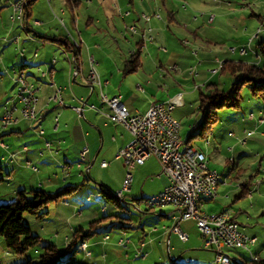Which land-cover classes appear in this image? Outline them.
Instances as JSON below:
<instances>
[{
  "label": "crops",
  "instance_id": "obj_1",
  "mask_svg": "<svg viewBox=\"0 0 264 264\" xmlns=\"http://www.w3.org/2000/svg\"><path fill=\"white\" fill-rule=\"evenodd\" d=\"M16 1L18 0H5L0 6V78L8 73V69L3 70V65L6 63L7 58L11 57H7L4 54L5 48L11 45H17L16 48H21L24 45L18 47L20 41L23 40L20 38V32L13 30V25H17L19 29L25 31L27 39H24L23 43L28 40L29 43L36 45L34 48L35 58L40 56L37 51L38 46H42L47 50L41 55L39 62L28 63L25 53L29 48L24 47V52H21L24 58L20 68L16 69L13 66L12 79H14V83L11 86V90L16 89L15 76L19 70H22L26 77L37 86L36 107L39 118L35 120L23 118L20 110H17L16 114L20 116L18 122L6 127H0L2 129L0 137L7 135L6 139H11L15 135H21L23 133L21 124L23 122L24 124L32 122L35 125L34 128L46 123L47 130L43 128L42 132L41 129L37 132L40 135H44L47 132L48 155L55 162L62 165L64 177L56 182L48 176L47 184L49 185L47 186L49 187L47 189L41 185H32L31 189L43 188L54 192L64 186H71V192L57 201L63 200L64 204L73 206V208H76L74 203L78 199L77 196L73 195L78 194L80 187L87 179L80 180V177L83 176L81 168L84 165L87 167V172H89V168L95 165L101 168L114 165L115 181L96 177V174L94 178L100 181L99 183L95 182L97 185H103L111 192L118 193L116 189L123 183L127 172L123 158L118 157V152L132 137L126 127L112 121L107 115L110 112V107L102 102L100 87L94 85L92 89L91 84L88 83L87 76L90 69L91 56L97 61L96 68L101 78L107 81L102 86V90L109 96L121 94L122 100L132 113L144 112L152 102L165 101L176 94H181L177 103L180 104L186 98L192 97L190 95L196 93L197 90H200L201 84L208 86L211 83L218 71H222L219 67L221 62L234 60L258 63L261 60L258 48L253 46V41L256 37L250 40L253 32H257L260 20L264 16V9H261V1L259 0H253L252 4L247 0H208L203 2L198 0L199 2L192 1L193 4L184 5V7L177 2L169 4L166 3L167 0H162V5L167 10L165 19L160 15L162 8L158 0L151 2L142 0L140 3L135 0L121 1L118 3L120 7L116 3L97 2V9L98 6L101 7L102 5L105 6V10L107 9L104 30L102 29V20L98 17V10L95 11L90 6H86L85 12H80L81 0H68L70 12L65 9L62 0H55L57 2L54 4L52 0H48L49 7H47V10L44 8L42 14L36 12L34 0L30 4L27 18L29 21L38 19L40 22L31 24L29 30H26L21 26L18 19L12 20L11 18L13 2ZM94 2L90 0L88 5H93ZM140 8L141 10L144 8L149 11L147 12L148 18L143 16L145 11L140 13ZM198 10L201 14L208 13L206 22L208 24L217 22L216 26H223L224 23L221 20L226 15L230 16L232 24L235 26L233 29L234 33L230 38L236 40L238 45L230 46V48H225V46L213 48L212 45L221 44L226 38L217 34L219 30L216 29V26L212 25L206 28L203 21H200V17L194 15L199 12ZM157 11L160 13H156ZM209 12L213 14L212 21H209L211 15ZM59 13H61L60 24L57 23ZM133 24H136V31L132 30L131 32L130 27ZM125 28L130 29V32L126 31L125 33L124 31L123 33L122 30H125ZM261 39H264V36ZM74 41L79 42L78 48L73 46ZM120 42H122L123 47ZM198 45L201 46L199 47L200 49L195 50ZM233 47L235 48L234 51L231 49ZM243 48L246 49V52L241 51ZM136 52H138L136 70L125 71L128 60ZM228 53L237 54L238 56H234L233 59H227L225 57L230 56ZM221 54L224 56L222 60ZM194 56H200L198 62H196ZM211 57L212 59H207ZM213 62L218 64L217 67H213L216 70L213 71L212 68L203 69L205 63L210 66ZM42 64H47V72L43 70L40 76L37 77L26 69L27 67L40 66ZM194 68L197 71H193ZM58 88H60L62 102L51 98ZM4 97L5 95L0 93V106L3 105V111L5 105H8L11 96H6V99ZM78 105L83 106L82 113H79L74 108V106ZM177 109L178 106L173 110L174 116V112ZM250 118L255 119L254 116ZM261 123L264 124V121L261 122L258 119L257 124ZM253 133L247 136L245 143L248 142L249 136H252ZM245 135L246 131L243 130V136ZM262 135H264V130ZM241 138L243 137H239L240 141ZM6 142L5 139H2V146L7 147L8 143ZM53 145H57V150L63 152L62 159L56 157L58 153L57 150L56 152L53 151ZM85 146H88V151L85 159L82 160L80 154ZM27 150L17 149V151L10 152L8 160L5 158V167L2 166L1 158L3 155H1L0 169L5 170L9 176H12L14 171L19 168H31L34 164L31 159L26 157L24 161L16 157L18 153ZM229 150L234 151L235 147H229ZM104 160L107 162L106 165H102ZM228 160L233 162L234 167L239 165L235 160V155L229 157ZM47 163L49 162L47 161ZM36 169L38 170L37 166ZM131 171L133 179L129 190L125 192L123 197L126 203V200L132 196L131 200L137 208H140L141 203L139 200L141 198L156 194L169 182L167 176L162 173V166L156 154L149 155L144 163L135 165ZM242 171L240 170L239 172L241 173ZM153 175L157 178H151ZM230 175L231 172L228 173L227 177H230ZM147 177L151 179H145V182L141 184L142 179ZM226 179V177L222 179L219 175L215 198H201L203 211L212 213L229 208L223 206L218 209V207L212 205V203H218L217 200L221 191L220 184L226 183ZM151 181L157 184L146 195L147 193H144L145 186ZM262 182V180H254L253 175L245 178L240 183L243 189L240 196L248 193L252 198H255V192L262 193L261 191L264 190V182ZM20 186L19 190H26L27 188L25 184ZM139 186L140 189H138ZM136 191L139 193H136ZM134 195L139 197L137 198ZM223 197L227 198L228 194L224 193ZM100 209L104 211L105 207L103 206ZM140 210L141 216L138 223L132 221H129V223L121 222L116 228L115 237L112 233L106 231L102 234V237L100 236L99 239L93 241L94 245L97 246L101 241H108L107 243L113 250V255L117 256L120 255L118 252L120 247L118 241L125 236L129 239L128 243L131 244V248L129 251L126 250V252H132L136 257H148L152 254V250L155 249H159L160 254L161 246L164 244L165 239H167V246L170 249L175 248L173 242L183 241L179 234L173 230V227L178 225L182 230L186 231H192L195 227L200 232L202 244L214 250L215 246L206 244L205 238L193 218L179 219L178 208L171 205H162L153 209L142 207ZM232 212L234 218L238 221L237 213L235 211ZM247 218H250V216H247ZM238 223L241 225L240 221ZM121 224H124V226L122 227ZM146 227L150 229L147 230ZM75 228L71 226L73 231ZM132 228L139 231L136 239L128 235L129 230ZM241 230L247 233V228H244V225ZM96 234L94 233L88 237V247L91 238H94ZM106 235H108V238H104ZM191 235L192 232H188V240L183 242H190ZM252 236L255 237L254 244H256L258 233H254ZM70 237H65V246ZM183 254L180 253L177 258H180ZM255 255L261 257L258 253ZM105 257H108V255H105ZM173 260L177 261L179 259L174 257Z\"/></svg>",
  "mask_w": 264,
  "mask_h": 264
},
{
  "label": "rangeland",
  "instance_id": "obj_2",
  "mask_svg": "<svg viewBox=\"0 0 264 264\" xmlns=\"http://www.w3.org/2000/svg\"><path fill=\"white\" fill-rule=\"evenodd\" d=\"M4 1L5 0H0V6L4 3ZM25 1V11L28 15L29 11L28 7L26 6L27 0ZM89 1L90 0H81L82 4L80 5V12L82 11V13H84L86 6H90L95 11L98 10V17H100V19L102 20V29L104 30L107 19V9L105 10V6L103 5L101 7L98 6L97 9V2H111L118 5L119 2L127 0H93L95 1L94 4L88 5ZM135 1L137 3L142 2V0ZM151 1L153 0H145V2ZM158 1L159 3H161L162 8L160 11V15L165 19L167 17V10L162 5L163 1ZM192 1L199 2L198 0H167L166 3L170 4L171 2H177L181 4L182 7H184V5L189 6L190 4H193ZM203 1L208 0H202L201 2ZM247 1L251 4L253 2V0ZM259 1H261V9H264V0ZM34 2L36 3L35 10L37 13L42 14L43 9L45 8L47 10V7H49L48 0H35ZM56 2L57 1L52 0L53 4ZM62 2L65 9L70 12L68 0H62ZM118 7L120 6L118 5ZM140 11V13H142V11H145L146 14H148L147 12H149L144 8H142V10L140 8ZM160 12L157 11L156 13ZM210 14L213 15L212 13ZM194 15H198L200 17V21H203V24L206 28L212 25H217V22L212 24H208L206 22L208 13L201 14V12L199 11ZM60 18L61 13H59L57 20V23L59 24L61 23ZM221 21H223L224 25L216 26V29L219 30L217 34L222 35V37H225L226 39L221 44H215L212 45V47L221 48L225 46V48H230V46H237V41L230 38L234 33L233 29L235 27L232 24L233 22L230 16L226 15V17ZM133 25L136 27V24ZM12 28L16 32H20L21 40L24 41V39H27L25 31L19 29L17 25H13ZM124 31L125 33L126 31L130 32V29L125 28V30L123 29L122 32L124 33ZM259 36V38L256 37L253 41V46L255 47H257L256 44L262 38V36H264V33H261ZM23 41H20V43L18 44V47H21L24 44L21 48H16L17 45H11L4 50V54L7 57H11L9 59L7 58L6 63H4L3 65V70L5 71V69H8V73L5 75L3 74L4 76L0 78V93L5 95V97L11 96L9 98L8 105H12L16 100L15 88L11 90V86L14 83V79H12L13 66L18 69L23 62L22 59L24 58V55H22L21 50H23L24 47L29 48V50H27V52L25 53L28 63L39 62L41 60V55L44 54V52L47 50L42 46H38L37 51L38 53H40V56L35 58L34 48L36 45L29 43L28 40H25L24 43ZM120 43L122 46V42ZM199 47L201 46L198 45L195 50H199ZM20 53L21 55H19ZM228 54L230 56L225 57L227 59H233L234 56H238L237 54L235 55L233 53ZM199 57L200 56H194L196 62H198ZM220 57L221 60L224 59L222 58L224 57L222 56V54ZM207 59H212V57ZM217 66L218 64L215 62L211 63L210 66L205 63L203 69H213V67ZM26 69L33 73L35 77H37L40 76V73L43 70L47 72V64H42L40 66H31L27 67ZM193 71H197L196 68H194ZM235 81L236 77L229 71H218V73L211 80V82L216 83L218 88L223 91L230 90ZM201 85L202 87L200 90H197L196 93L190 95L192 97L186 98L180 104L176 105V107L178 106V109L174 112V114L179 118L181 122V136L184 140H186L190 132L195 133V135L191 137L190 143L206 153L209 161V166L217 169L222 179H225V177L227 178L226 183L220 184L221 191L220 196L217 200L218 203H212V205H215V207H218V209L223 206L229 207V209L237 213V219L242 225H240V227L242 228L244 225V228H247L246 234L249 233L248 235L252 236L254 233H258V240L256 244H252L250 247L251 251L254 252V254L258 253L262 258H264V190L261 191L262 193L255 192V198H252V196H250L248 193L240 196V193L243 190L240 183L245 178L253 175L254 180H262L264 182V135H262L264 124H257L258 118L264 113V101L258 97L252 96L248 85H244L241 89L242 100L240 102V106H224L222 108H219L217 110L218 121L213 125L210 132H208L205 137H201L196 134L200 130V123L203 120V114L198 109L200 102V91L209 93L213 89V86L208 87L205 84ZM5 99L3 100L5 101ZM2 107L3 105L0 106V116L3 112ZM251 113L254 114L255 119L250 118ZM26 124L27 123L24 124V122L21 124L23 131L21 135H15V137L11 139H6L7 135L0 137V156L3 155L2 158L4 157V159L1 158L2 166H6L5 158H7L8 160V155H10V152L17 151V149H28L27 151L18 153L16 156L18 159H22L25 161L26 157H28L34 163L31 168L24 167L15 170L12 176H9L5 170L0 169V204L10 203L11 201L15 200L17 198V191L19 190V187H21V184L27 185L26 194L28 197H32V193L29 192L32 185H41L43 186V188L47 189V187H49L47 186L49 185L47 184L48 176H50L53 181L56 182L57 180H62V178L64 177V168L62 167V165H60L58 162H55V160L50 158V155H48L47 132L44 135H40L37 132L39 129L43 128L47 130L46 123L40 125L38 128H34L35 125L32 122L30 124ZM1 130L2 129L0 128V131ZM243 130H252L254 132L252 136H249L247 143H243L239 140V137H244ZM132 138L133 136L131 137V140ZM2 139H5V141H7V147L2 146ZM207 139L209 141L208 143ZM232 146L235 147L234 151L229 150V147L231 148ZM57 147V145H53L52 148L54 152H56ZM57 153L58 155L56 154V157L62 159L63 152L57 150ZM233 155H235V160L239 163V165H237L236 167H234L232 161L228 160V158ZM122 160L124 162V159ZM47 161L49 163H47ZM36 166L38 170L36 169ZM113 167L114 165H109L107 168H101L98 167V165H95L89 168V172H87V167L85 165L81 168L83 176L80 177V180L82 181L84 178L87 179L85 180V183L80 187V191L78 192V194L73 195L75 197H78L77 202L74 203L76 208L64 204L63 200H52L43 207L42 210L49 211L43 217L36 218L31 213H25L23 215L24 222H26L30 226L33 233L40 235L41 242L36 247L28 249L25 255H21L8 248L6 246L4 237H0L1 264H15L17 262L25 260L26 258H31L34 261H38L39 255L43 250L42 245L49 241L55 243L62 251L61 257L62 260L65 261V264H75L76 262H78L79 264H224L216 261V247L214 248V250H212L211 248L205 247L202 244L200 232L195 229V227L192 231L184 230L187 233L192 232L190 242H183L184 240L173 242L175 248L170 249L167 246L168 241L167 239H165L164 244L161 246L160 254L159 249H155L152 250V254L148 257H136L132 252H126V250L129 251V249L131 248L130 243H127V246H122L119 244L120 247L118 248V252L120 255L117 256L113 255V250L110 247L109 243H107L108 241H101L97 246H95L93 241L95 239H99L100 236L102 237V234L106 231L112 233L115 237L116 228L120 222L129 223V221H132L138 223L141 216L140 209H142V207L146 208L144 204H141L140 208L135 207L133 201L131 200L132 196H130V198L126 200L127 202L124 204L125 207H119L101 193L100 186L95 183H99L100 181L95 180L94 175L96 174V177H103L104 179L115 181L116 177L114 175ZM240 170L243 171L240 173ZM229 172H231V175L230 177H227ZM151 178L156 179L157 177L153 175L151 176ZM151 178H143L141 184L145 182V179ZM156 184V182H148L145 186L144 193H147L146 195H148V191L152 190L156 186ZM122 185L123 183L119 188L116 189V191L120 190L122 188ZM140 186L138 189H140ZM136 193L139 192L136 191ZM224 193L228 194L227 198L223 197ZM88 196L89 198H87ZM135 197L138 198L139 196ZM103 206L105 207L106 211H101L100 208ZM247 216H250V218H247ZM99 218L100 221H98L97 224L95 223V228L99 232L95 235L94 238H91L88 247V249L91 250L92 256H86L85 252L80 248H77L75 254L70 256L69 252L65 251V237L72 235L73 230L71 229V226L78 227L79 225H82L84 229L87 230L91 227L90 222ZM146 229L149 230L150 228L146 227ZM138 233V230L132 228L129 230L128 235L133 239H136ZM224 251L230 255L231 264H243L245 261H248L250 264L251 253L249 250L245 248L225 247ZM180 253L184 254L180 256V258H177ZM105 255H108V257H105ZM174 257L179 260H173Z\"/></svg>",
  "mask_w": 264,
  "mask_h": 264
},
{
  "label": "built area",
  "instance_id": "obj_3",
  "mask_svg": "<svg viewBox=\"0 0 264 264\" xmlns=\"http://www.w3.org/2000/svg\"><path fill=\"white\" fill-rule=\"evenodd\" d=\"M25 3V0L13 2L11 18L12 20L18 19L21 26L29 30L31 24H38L40 21L38 19L28 20ZM143 16L149 17L145 13ZM212 20L213 16L210 15L209 21ZM130 28L136 31L134 25ZM261 33H264V16L260 20L257 32H253L250 40L258 37ZM231 49L235 50L234 47ZM241 51L246 52V49L243 48ZM21 52L23 53V50ZM96 64L97 61L91 56L87 76L88 83L100 87V98L103 103L110 107V112L107 113L109 118L122 124L133 136L132 140L118 152V157L123 158L127 166L126 176L118 193L124 196L125 192L129 190L133 179L131 169L137 164L144 163L149 155L156 154L162 166V173L167 176L169 182L161 191L153 195L152 200H140L139 202L148 209L161 207V204H171V206L178 208L179 219L193 218L204 236L206 244L217 248L216 261L218 262L231 261L230 255L224 251L225 247L245 248L251 253L250 246L254 244L255 237L241 230L238 221L233 218L231 209L226 208L212 213L197 212L196 195H202V191H209V180L214 179L215 175H219V173L215 168L209 166L208 161H202V153L204 152L201 149L193 144L185 143L180 135L181 122L173 115V110L181 94H176L165 101H154L144 112L132 113L122 100L121 94L109 96L102 90V86L107 81L101 78ZM15 80L16 100L12 105H5L0 116V127L18 122L20 116L16 114L17 110H20L23 118L30 120L39 118L36 107L37 86L26 77L22 70L16 74ZM51 98L62 102L60 88ZM74 108L82 113L83 106L78 105ZM253 116L254 114L251 113L250 117ZM258 119L263 122L264 113ZM42 131L43 129H41ZM252 133V130H246V136L241 138V142L245 143L247 136ZM47 144L49 145V143ZM87 151L88 146L81 150L82 160L85 159ZM106 164L105 160L102 161V165ZM216 195L217 192L210 191V198H215ZM173 230L179 234L182 240L188 239V233L178 225H175ZM104 238H108V235ZM128 241V238L121 237L118 242L122 246H127ZM79 246L82 247L86 256L92 255L88 249L87 240L81 241Z\"/></svg>",
  "mask_w": 264,
  "mask_h": 264
},
{
  "label": "trees",
  "instance_id": "obj_4",
  "mask_svg": "<svg viewBox=\"0 0 264 264\" xmlns=\"http://www.w3.org/2000/svg\"><path fill=\"white\" fill-rule=\"evenodd\" d=\"M33 1L27 0L26 6L28 7V11ZM257 48L261 58L258 63L234 60H226L222 63L220 69L222 71H229L236 77V81L230 90L223 91L215 83L211 82L208 84V87L213 86V89L209 93L200 91L198 109L203 114V120L200 123V130L196 134L205 137L210 132L213 125L218 121L217 110L219 108L224 106H240L242 100L241 89L244 85H248L252 96L264 101V39L258 41ZM137 54L138 52L128 60L125 71L130 72L136 70L138 66ZM193 135L195 133L190 132L185 143L189 144ZM100 191L115 205L125 207V199L123 196H118L116 192H111L103 185H100ZM26 192V190L20 189L17 191V198L15 200L10 203L0 204V237H4L8 248L21 255H25L28 249L36 247L41 242L40 235L31 231L30 226L24 222L23 215L25 213H31L36 218L43 217L49 212L48 210H42L43 207L52 200L63 198L71 192V186H64L54 192L47 191L43 188H34L29 191L32 193V197H28ZM98 221H100V218L91 221V227L87 230L82 225L75 228L65 246V251L69 252L70 256L75 254L77 248H80L79 244L81 241L87 240L89 236L99 232L95 228ZM121 226L123 227L124 224H121ZM42 248L43 250L39 255L38 261L26 258L15 264H65V261L61 257L62 251L55 243L49 241L44 243ZM75 264L79 263L76 262ZM243 264H249V262L245 261ZM250 264H264V258L258 257V259H254L251 257Z\"/></svg>",
  "mask_w": 264,
  "mask_h": 264
},
{
  "label": "bare ground",
  "instance_id": "obj_5",
  "mask_svg": "<svg viewBox=\"0 0 264 264\" xmlns=\"http://www.w3.org/2000/svg\"><path fill=\"white\" fill-rule=\"evenodd\" d=\"M213 16V15H212ZM79 42L78 41H74L73 42V46L75 48L79 47ZM204 152V151H203ZM202 161H208L207 155L206 153H202ZM209 162V161H208ZM218 182H219V175H215L214 179L209 180V191H202V195H196V206H197V212H205L202 210V203H201V198L203 197H208L210 198V191L212 192H217V186H218ZM118 196H123L119 193H117ZM153 195L147 198H144L143 200H152ZM162 205H171V204H161ZM80 249H82L81 246H79ZM251 257H253L254 259H258V256L255 255L254 253L251 252ZM231 261H227L224 262V264H230Z\"/></svg>",
  "mask_w": 264,
  "mask_h": 264
},
{
  "label": "water",
  "instance_id": "obj_6",
  "mask_svg": "<svg viewBox=\"0 0 264 264\" xmlns=\"http://www.w3.org/2000/svg\"><path fill=\"white\" fill-rule=\"evenodd\" d=\"M92 89H93V85H91Z\"/></svg>",
  "mask_w": 264,
  "mask_h": 264
}]
</instances>
